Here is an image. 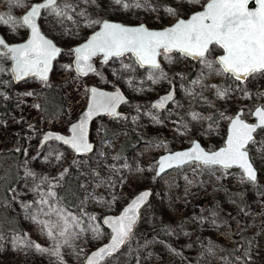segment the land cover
<instances>
[{"label": "rangeland", "instance_id": "rangeland-1", "mask_svg": "<svg viewBox=\"0 0 264 264\" xmlns=\"http://www.w3.org/2000/svg\"><path fill=\"white\" fill-rule=\"evenodd\" d=\"M35 1L39 0H21L19 4L0 0V10H8V15L21 20V15ZM149 2L155 11L147 6L123 10L113 0L88 4L83 0H59L61 8L67 3L75 9L66 10L71 20L45 10L41 20L43 30L65 48L48 82L30 79L16 84L6 59L0 56V108L14 105L7 118L0 113V124L4 126L0 131V155L10 151L20 155L16 167L8 164L7 156H0V211L8 225L18 228L3 231L0 224V264H83L87 254L110 236L102 223L103 216L118 213L137 192L148 187L154 190V195L142 210L131 239L103 264H264V128L248 146L259 171L255 182L248 180L240 168L209 167L198 162L156 175L160 155L188 148L194 140L208 150L223 146L229 123L239 109L244 110L246 120L254 121L253 110L260 104L264 106V74L237 81L209 71L201 61L193 65L184 56H171L169 60L165 54L161 70L166 78L157 79L159 72L141 68L131 55L112 58L107 63L97 59L91 75L81 76L75 71L73 48L99 28V25L87 27L85 18L78 15L81 11L91 19L144 23L155 28L158 21L167 19L164 9L169 4L179 15L190 7L188 0ZM205 3L206 0H200L191 4L194 10H200ZM0 33L9 42H19L26 38L27 30L24 26L13 29L10 24L0 23ZM221 52L222 49L213 46L207 60L215 62ZM0 53H5V49L0 48ZM214 67L218 65L214 63ZM189 69L194 74L188 75ZM150 75L153 79H149ZM197 80L199 83H194ZM172 83L176 86L174 102L166 110L155 108L153 101L167 92ZM53 84L61 86L66 111L46 117L36 90ZM92 84L108 89L119 85L131 99L122 108L124 116L95 121L92 128L95 151L80 156L54 141L39 147L48 119L59 118L51 129L68 132L69 125L79 116L68 109L67 96L75 88L89 89ZM217 87L227 89L222 98L217 95ZM75 109L78 110L77 106ZM106 125L123 132L104 139ZM126 130H133L143 140L129 154L118 156L117 149ZM71 167L77 171L80 188L76 208L59 200V191ZM9 180H13L12 185L5 193ZM50 192L55 195L49 196ZM231 192L243 194L239 204L231 199ZM41 199H47L48 204H41ZM52 208L63 209L79 220V225L70 229L67 244L62 243L65 237L58 236L59 228L54 229L61 241L59 259L49 251L15 243L17 238H27L44 249H52L53 240L38 222L55 224L58 218ZM93 216L95 220L90 219ZM96 226L100 235L91 230ZM161 227L169 230L168 238L156 233ZM239 230L243 233L237 237ZM244 236L253 243L250 251L238 247Z\"/></svg>", "mask_w": 264, "mask_h": 264}, {"label": "snow or ice", "instance_id": "snow-or-ice-1", "mask_svg": "<svg viewBox=\"0 0 264 264\" xmlns=\"http://www.w3.org/2000/svg\"><path fill=\"white\" fill-rule=\"evenodd\" d=\"M12 2L19 4L21 0H12ZM83 2L85 4L95 3V0H83ZM188 2L199 3L200 0H188ZM113 3L123 10L145 6L153 11L156 10L152 8L149 0H144L143 4L141 0H113ZM67 9L75 11L70 4L65 3L61 8L57 0H44L42 3L33 5L21 20L0 14V23L10 24L13 29L20 25L31 30L30 39L16 46L9 47L0 38V46L7 49V52L0 53V56H7L11 53L10 58L15 62L12 71L17 79L32 74L42 80H47L51 62L61 52V49L41 34L36 21L41 10H47L71 20L72 16L68 14ZM164 11L169 15H176L174 8L165 7ZM78 15L85 18L87 27L99 25L100 28L85 43L73 49L76 69L84 75L95 71L90 61L97 55H102L104 62L107 63L111 57H121L126 53H131L140 66L147 65L154 70V73L159 72L160 76L156 77L157 79L166 78L157 57L163 53L167 59L171 60V56L167 54L173 51L185 57L199 59L209 71L228 75L237 81L258 73L264 74V0H206L202 11L195 12L188 19H178L174 25L162 30H150L145 25L130 27L107 20L91 19L85 11H81ZM213 45L218 46L224 53L215 62L207 60L206 57L210 46ZM214 63L218 67H214ZM125 67L128 66L125 65ZM149 79H153V75H150ZM194 83H199V80ZM90 92L91 102L88 111L78 124L72 126V136L64 137L50 133L45 137L46 140L63 141L78 153L91 150L92 146L86 138L87 121L100 111L115 114L116 105L122 97L118 93L113 95L100 92L96 88L90 89ZM226 92L227 89L217 87L219 97L222 98ZM171 99L172 95L169 94L154 107H163L164 102ZM252 115L257 118V123L249 124L239 114L231 119L226 145L218 151L206 152L199 144H195L188 151L163 157L160 161V171L163 172L166 167L199 161L209 167L216 165L225 169L233 166L239 167L248 180L255 181L256 173L249 161L246 146L249 142H255L253 133L258 128H264V106L256 107ZM193 118H197L196 114H193ZM48 195L54 196L55 193L50 192ZM148 196V192L141 193L131 201L120 216L104 220L112 231L111 242L94 252L88 258L87 264H101L106 256L118 250L130 238L138 218L139 208ZM40 203L47 205L48 200L41 199ZM41 211L43 212V209ZM51 212H54L58 218L55 224L46 221L38 222L46 229V235L53 240L52 249H44L39 244L28 241L27 238H17L15 243L17 245L26 243L29 247H35L39 251H49L59 259L61 241L57 240L54 229L59 228L58 236L65 237L62 243L67 244V237L71 235L70 229L74 225L78 226L79 220L71 213H65L63 209L52 208ZM45 214L50 215L51 213ZM32 218L36 219L34 216ZM90 219L95 220V217H90ZM91 230L94 234H101L98 226L92 227Z\"/></svg>", "mask_w": 264, "mask_h": 264}, {"label": "water", "instance_id": "water-1", "mask_svg": "<svg viewBox=\"0 0 264 264\" xmlns=\"http://www.w3.org/2000/svg\"><path fill=\"white\" fill-rule=\"evenodd\" d=\"M58 1H59V0H57V3H58ZM42 2H44V0H39V1H35V2H33V3L29 6V8L23 13V15L21 16V19H22V17H23L24 15L27 14L28 11H30V9H31V7H32L33 5H35L36 3H42ZM202 10H203V8L200 9V10H198V11H202ZM198 11H195V12H198ZM44 12H45V10H41V14H40V16L37 18V21H36V22H37V26L39 27V29H40V31H41V34L44 35L47 39L52 40L53 43H54L57 47H59V48L61 49V52H60V53H59V54H58V55L52 60L51 65H50V68H49V71H48V73H47V80H42V79H40L38 76H36V75H32V74L27 75V76H24V77L21 78V79H17L15 73L12 71V69H13L14 66H15V62L10 58V57H11V53H8L9 58H10V61H11V62H10V72H11V75H12V77H13V81H14L16 84L23 83V82H25V81H27V80H30V79H37V80H39L40 82H44V83H45V82H48V81L51 79V76H52L53 71H54V69H55V65H56L57 60L61 57V55H62L63 52L65 51V48H64L63 46L59 45V44H58V43H57L52 37H50L48 34H46L45 31L43 30V28H42V24H41V20H42V17H43V13H44ZM195 12H193L191 15H193ZM191 15H190L189 17H186V18L181 17V18H179V19H188V18L191 17ZM104 20H107V21L112 22V23L123 24V25H125V26H130V27H135V26H139V25H145V26H146L147 28H149L150 30H162V29H165V28H167V27L172 26V25H170V26H167V27H165V28L156 29V28L148 27V26H147L146 24H144V23H138V24H127V23H123V22H121V21H117V20H113V19H104ZM176 22H177V21H176ZM176 22H175V23H176ZM175 23H174V24H175ZM174 24H173V25H174ZM24 27L27 29L28 33H27V37H26L24 40H22V41H19V42H9V41L7 40V38H5V36H4L2 33H0V38H2V39L5 41V43H6L9 47H11V46H16V45L23 44V43H26L27 40L30 39V37H31V30H30L29 28H27L26 26H24ZM99 30H100V28H98L97 30H95L94 32H92V33L87 37V39L90 38V37H91L96 31H99ZM87 39H85V40L82 41L81 43L77 44L73 49H75L76 47H79L80 45H82L83 43H85ZM213 46H214V45H213ZM213 46H210V50H211V48H212ZM0 48H4V47L0 46ZM4 49H5V51L7 52V49H6V48H4ZM210 50H209V51H210ZM172 53H178V52L173 51ZM208 53H209V52H208ZM208 53L206 54V56L208 55ZM178 54H180V53H178ZM223 54H224V53H223V50H222V52H221L219 55H217L216 60L218 59V57H219L220 55H223ZM125 55H131V56L134 58L135 62L137 63L136 58H135V56H134L133 54H131V53H126ZM161 55H162V54H161ZM161 55H160L159 57H157L158 63L160 64V68H161V66H162V63H161ZM180 55H181V54H180ZM181 56H183V55H181ZM121 57H122V56H121ZM184 57H185V56H184ZM112 58H120V57H111V58H109V60L112 59ZM186 58L189 59V60H191V61H194V62H199V61H200L199 59H194V58H192V57H186ZM97 59H99L100 61L104 62V58H103L102 55H97V56L93 57V58L91 59L90 63L93 65V67H94L95 70H96V60H97ZM109 60H108V61H109ZM73 64H74L75 71H76L79 75H81V76H87V75H90V74H92V73L95 72V71L88 72L87 75H84V74H82V73H79V72L77 71V69H76V64H75V54H74V61H73ZM137 65L140 66L138 63H137ZM140 67L143 68V69H150L149 66H147V65H145V66H143V67L140 66ZM249 77H250V76H249ZM249 77H248V78H249ZM244 80H246V79H244ZM244 80H242V81H244ZM92 88H96V89H97L98 91H100V92L110 93V94H113V95H115V94L118 93V94L122 97V99H121V101L116 105V108H115V114H110L108 111H100L99 113H96V114L92 115L91 118L87 121V132H86V138H87V142L92 146V147H91V150H90V151H87V152H79V153H78V152H76V151H75L70 145H68V144H64L63 141H59V140H56V139H47V140H46L45 137H46L48 134H50V133H51V134H54V135L64 136V137H71V136H72V132H71V128H72V126H73L74 124H78V123L80 122V120L83 118L84 114L88 111V107H89V104H90V102H91V92H90V89H92ZM89 93H90V94H89V99H88V103H87L86 108L82 111V113L80 114L79 118H78L77 120H75L74 122H72V123L69 125V127H68V132L65 133V132H62V131H59V130H54V129L46 130V131L42 134V138H41V141H40L39 147H43L45 144L54 141V142H57V143L63 145L64 147L68 148L69 150L75 152L77 155H80V156H88V155L92 154V153L95 151V149H96V142H95V141L93 140V138H92V128H93V125H94L95 121H96L97 119L101 118V117H107V118H119V117H121V116H124L125 113H124V111H122V108H123L124 105H126L127 103H129V102L131 101V99H130L129 95L127 94V92H126L121 86H119V85H116L113 89H108V88H104V87H101V86L96 85V84H92V85L89 87ZM169 94L172 95V99H171V100H168V101H166V102H164L163 107H155V108H157V109H159V110H166V109H167V108H168V107L174 102L175 97H176V86H175L174 83L171 84V87H170V89H169L167 92L161 94L158 98H156V99L153 101V106L156 105L157 103H159L163 97H166V96H168ZM258 106H263V105L260 104V105H258ZM258 106H257V107H258ZM255 108H256V107H255ZM254 110H255V109H254ZM254 110H253V112H254ZM238 114L241 115V118L244 119L245 122H247V123H249V124L257 123V118H256L254 115H253L254 121H248V120H246V119L243 117V115H244V110H243V109H239V110L236 112V114L234 115V117H235L236 115H238ZM234 117H233V118H234ZM230 128H231V121H230L229 126H228V129H227V134H226V138H225V143H224V145L221 146V147H219V148H217L216 150H208V149H206V148L201 144V142H200L199 140H194L193 144H192L190 147H188V148L181 149V150H177V151H173V152H167V153H164V154L160 155L159 158H158V166H157L156 175H157V176H162V175H164L165 173L172 171L173 169H177V168H180V167H182V166H184V165H187V164H189V163H192V162H188V163H184V164H181V165H174L173 167H166L165 170H164L163 172L160 171V161H161V159H162L163 157H166V156H169V155L175 154V153H177V152L188 151V150H190L192 147H194L195 144H199L200 147L203 148L206 152L218 151L220 148H222V147H224V146L226 145V141H227L228 135H229V133H230ZM260 129H262V128H258V129L256 130V132L253 133V138H254V139L256 138V134H257V132H258ZM250 143H251V142H249V144L246 146L247 151H248V146L250 145ZM248 156H249V161H250V163L252 164V166H253V168H254V170H255V173H256V179H255V181H257L258 176H259V171H258L257 168L255 167V165H254V163H253V161H252V158H251V155H250L249 151H248ZM193 162L201 163V162H199V161H193ZM202 164H203V163H202ZM216 166H219V165H216ZM221 167H222V166H221ZM235 167H236V166H233V167H231V168H235ZM237 168H239V167H237ZM241 170H242V169H241ZM244 176H245V175H244ZM245 177H246V176H245ZM255 181H253V182H255ZM143 192H148V193H149V196H148V198L146 199V201H145V202L140 206V208H139L138 218H137V220H136V223H135L134 226H133V230H132V233L130 234V238H129L124 244H122V245L118 248V250H116L115 252H113L111 255L106 256V257L104 258V260L101 261V264H103L104 262H106L109 258H111V257H113V256H115V255H117V254L123 249V247L126 245V243L131 239V237H132V235H133V233H134V231H135V229H136V226H137V224H138V222H139V220H140V218H141V216H142V210H143V209L149 204V202L151 201V199H152V197H153V195H154V190H153L152 188H149V187H148V188L142 189V190H140L139 192H137V193H136V194H135V195H134V196H133V197H132V198H131V199H130V200H129V201H128L123 207H122V208H121V210H120L118 213H108V214H106V215L103 216V218H102V223H103L104 227L110 232V236H109V238H108V240H107L106 242H104V243L98 245L97 247H95L94 249H92V250L87 254V256H86V258H85L83 264H87V260H88V258L91 257V255H92L94 252L98 251L101 247H104V246L110 244V242H111L112 231H111V228H110L107 224L104 223V220H105L106 218L120 216V215L123 213L124 209H125L130 203H131V201H132L136 196L140 195V194L143 193Z\"/></svg>", "mask_w": 264, "mask_h": 264}, {"label": "trees", "instance_id": "trees-1", "mask_svg": "<svg viewBox=\"0 0 264 264\" xmlns=\"http://www.w3.org/2000/svg\"><path fill=\"white\" fill-rule=\"evenodd\" d=\"M0 13H3L5 15H8V10H0ZM114 20V19H113ZM119 21V20H118ZM122 22V21H121ZM126 23V22H123ZM127 24H135V22H127ZM43 28V27H42ZM27 36V35H26ZM24 38V37H23ZM22 38V39H23ZM215 46V45H214ZM163 53L161 55V59L163 58ZM170 56L180 57V54L178 53H170L167 54ZM6 59L7 66H10V58L9 55L4 56ZM193 65H196L197 62L191 61ZM8 66V67H9ZM10 69V67H9ZM186 72V71H185ZM186 73L188 75L194 74L191 69H189ZM36 96L39 99L40 107L42 112L46 117H53L56 115L64 114L66 111V104L64 102V95L61 90V86L57 84H53L51 86L44 85L43 87H40L36 90ZM14 107V105H10L9 109H5L4 107L0 108V113L2 114V117L5 119L9 116L11 109ZM3 125L0 124V131L3 129ZM123 131H120L117 127H112L106 125L104 127V139H110L113 137H118ZM125 134L123 135L122 140L120 141V144L117 149L118 156H123L126 154H129L134 147L143 140V137L133 130H126L124 131ZM1 158L7 159L8 164L13 166H17L20 162V155L17 154L15 151H10L9 153H6L5 156L0 155ZM10 157V159L8 158ZM4 163H2L3 165ZM4 175L8 176L9 174L3 173ZM77 171L74 167H71V173H69L65 179L63 188L59 191V200L63 203V205L70 207V208H76L80 199V191H79V182L77 179ZM10 176V175H9ZM14 180V179H13ZM13 180H9L6 187H5V193L8 192L10 189L11 182ZM231 199L235 201V203L239 204L241 199L243 198V194L240 192H231ZM7 194L2 195V198L5 200ZM3 211H0V224L2 225L3 231L8 230H17L18 228H13V226L8 225L4 221V216H2ZM10 226V227H9ZM169 230L165 227L158 228L156 230V233L163 238H168L167 232ZM243 231L239 230L237 237H240L242 235ZM101 244V243H100ZM238 247L243 248L245 251H250L253 248V243L249 241V237L244 236L242 237L241 241L238 243ZM132 264V263H131Z\"/></svg>", "mask_w": 264, "mask_h": 264}, {"label": "built area", "instance_id": "built-area-1", "mask_svg": "<svg viewBox=\"0 0 264 264\" xmlns=\"http://www.w3.org/2000/svg\"><path fill=\"white\" fill-rule=\"evenodd\" d=\"M188 5L190 7L187 8L186 11L184 13L182 12L180 15L176 14L173 16V15L167 14V19L163 22L158 21V26L155 28H164L166 26L174 24L180 17H189L197 9L194 10V8H192L191 3H189ZM167 7L173 8L171 4H169ZM88 97H89V91L87 88L80 89V91H78L77 88H75L73 93H69V95L67 96L68 98L67 103H68V109L70 110V112H73L72 115H76V117L80 115V113L83 111V109L87 105ZM75 106H77L78 110L77 109L74 110ZM52 120L54 119H48L46 121V129H51V125L53 126L55 124H58L60 121L59 118H56L54 121Z\"/></svg>", "mask_w": 264, "mask_h": 264}, {"label": "flooded vegetation", "instance_id": "flooded-vegetation-1", "mask_svg": "<svg viewBox=\"0 0 264 264\" xmlns=\"http://www.w3.org/2000/svg\"><path fill=\"white\" fill-rule=\"evenodd\" d=\"M42 24V23H41Z\"/></svg>", "mask_w": 264, "mask_h": 264}]
</instances>
